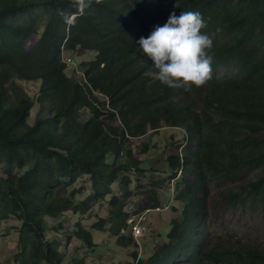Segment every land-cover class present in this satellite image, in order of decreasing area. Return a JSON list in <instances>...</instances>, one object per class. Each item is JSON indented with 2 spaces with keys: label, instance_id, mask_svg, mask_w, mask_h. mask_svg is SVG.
<instances>
[{
  "label": "trees",
  "instance_id": "1",
  "mask_svg": "<svg viewBox=\"0 0 264 264\" xmlns=\"http://www.w3.org/2000/svg\"><path fill=\"white\" fill-rule=\"evenodd\" d=\"M58 10L76 11L72 0H0V226L20 222L13 264H89L77 250L97 245L80 223L67 232L71 252L50 233L62 235L65 213L85 216L109 197V232L117 237L128 217L130 176L150 171L137 156L154 146L145 141L136 151L132 140L163 126L182 128L185 145L150 173L163 175L157 186L176 190L180 218L170 220L165 242L146 260L133 251L120 264H264L257 246L209 248L203 241L208 180L264 165V0H91L73 26ZM182 11L201 13V31L213 37L212 72L236 74L199 88L155 78L137 41ZM78 52L92 54L79 65L82 82L68 74ZM81 113L89 115L83 122ZM83 180L91 193L80 201L74 185ZM147 193L142 212L166 205L154 188ZM228 198L263 200L264 173ZM104 224L99 219L93 229ZM117 240L136 248L131 239Z\"/></svg>",
  "mask_w": 264,
  "mask_h": 264
},
{
  "label": "rangeland",
  "instance_id": "2",
  "mask_svg": "<svg viewBox=\"0 0 264 264\" xmlns=\"http://www.w3.org/2000/svg\"><path fill=\"white\" fill-rule=\"evenodd\" d=\"M71 56L75 64L74 67L68 68V74L74 75L72 76L74 80L82 82L83 78L79 65L81 62L90 61L92 54H81L78 52L71 54ZM76 71L78 74H74ZM234 74H236L235 70L220 69L215 73L212 72L211 77ZM88 117V114L81 113L80 121L83 122ZM113 126L118 127V121L113 122ZM145 141L152 143L154 146L148 154L138 155L137 158L141 160V166L146 170L150 168V171L145 176H130L132 186L128 193L129 199L124 210L127 214L142 212L143 207L150 204L147 192L154 188L160 203L166 205L160 208L159 211L153 210L146 215V222L151 229L149 234L136 241L138 245H136V248L130 244H120L117 237L109 232L111 227L109 214L111 206L109 205L110 198L108 197L106 202L103 201L93 205L91 212L85 216L75 215L72 212L65 213L62 220V235L50 233L51 236H55L54 238L60 240L61 251L71 252L74 249V240L68 241L67 236L76 223H80L84 229L91 233L92 239L97 245L93 249L81 246L77 250V256L85 259L89 264L98 261L113 264H120L124 261L129 262L130 254L133 251L137 252L140 258L146 260L157 247L165 242L166 235L170 230V220L180 218L181 203L179 204L174 200L176 190H168L165 186H157L153 183L163 175L150 172L166 165L165 157L168 154L181 152L182 146L185 145L184 131L179 127L163 126L157 132L151 130L141 136V138L133 139L132 145L136 146L137 151ZM263 168L264 165L259 166L255 170L246 171L234 178L208 180L207 221L203 233V241L206 247L211 248L213 245H219L224 248L237 245L238 243H248L264 250V198L253 203H243L236 198L235 200H229L228 198L230 192L245 187L248 183L260 178L264 173ZM74 187L79 190V199L77 200L82 201L91 193V188L85 180L78 182ZM113 192L114 195L122 198V192L117 184L113 186ZM59 193L63 194L64 190L61 189ZM174 209L177 211L175 212ZM99 219L105 220L102 230L93 229V225ZM19 226L20 222L11 219L1 224L0 264H13L16 252L15 244L18 239L15 230ZM49 240L53 239L50 237Z\"/></svg>",
  "mask_w": 264,
  "mask_h": 264
},
{
  "label": "clouds",
  "instance_id": "3",
  "mask_svg": "<svg viewBox=\"0 0 264 264\" xmlns=\"http://www.w3.org/2000/svg\"><path fill=\"white\" fill-rule=\"evenodd\" d=\"M90 5L91 0H72L76 11L58 10V15L68 26H73L77 17L83 15ZM205 27L206 23L198 11H182L179 15L172 12L166 23L155 26L147 37L142 36L137 41L142 52L152 61L156 70L153 75L161 84L171 88H199L211 79L213 37L201 31ZM140 213H128L118 238L131 239L137 245L135 240L120 233L126 228L129 217Z\"/></svg>",
  "mask_w": 264,
  "mask_h": 264
},
{
  "label": "built area",
  "instance_id": "4",
  "mask_svg": "<svg viewBox=\"0 0 264 264\" xmlns=\"http://www.w3.org/2000/svg\"><path fill=\"white\" fill-rule=\"evenodd\" d=\"M63 61L67 66L73 65V61L71 57L66 54L63 56ZM171 184L173 185V180H171ZM171 189V188H170ZM163 205L162 207H164ZM161 207V208H162ZM154 210L159 211L160 208H156ZM151 210H145L140 214H134L129 217L127 220V226L125 229L121 230L120 235L129 236L133 240L137 241L139 239L144 238L151 231L149 224L146 222V215Z\"/></svg>",
  "mask_w": 264,
  "mask_h": 264
},
{
  "label": "crops",
  "instance_id": "5",
  "mask_svg": "<svg viewBox=\"0 0 264 264\" xmlns=\"http://www.w3.org/2000/svg\"><path fill=\"white\" fill-rule=\"evenodd\" d=\"M76 74H78V72L76 73ZM76 80V79H75ZM142 259V258H141ZM122 263H126L125 261L124 262H122Z\"/></svg>",
  "mask_w": 264,
  "mask_h": 264
}]
</instances>
